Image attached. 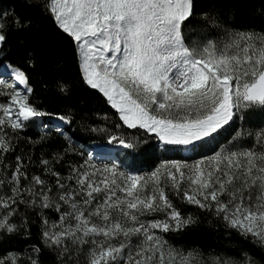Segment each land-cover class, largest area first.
Wrapping results in <instances>:
<instances>
[{"label":"snow or ice","instance_id":"1","mask_svg":"<svg viewBox=\"0 0 264 264\" xmlns=\"http://www.w3.org/2000/svg\"><path fill=\"white\" fill-rule=\"evenodd\" d=\"M29 3L73 45L82 83L114 112L93 113L104 122L93 125L71 106L64 114L41 110L30 101L26 72L0 63L7 89L0 96L8 98L0 102V237H29L32 213L56 264H206L201 253H185L164 238L198 221L181 212L171 193L264 251V31L227 27L215 9L192 25L194 0ZM31 23L14 9L0 11V55L7 31ZM27 63L34 67L35 59L29 55ZM56 85L68 95L64 81ZM53 115L56 145L49 124H38ZM74 122L111 148H76L79 141L66 131ZM29 127L44 131L36 139L22 137ZM232 131L231 141L221 144ZM21 139L31 145L26 152ZM212 143L219 150L204 152ZM18 147L13 162L7 157ZM156 151L165 157L158 166L148 172L135 167L138 155ZM172 153L181 155L168 158ZM40 253V246L27 245L0 255V264H40ZM207 264L258 262L241 250L239 258L209 255Z\"/></svg>","mask_w":264,"mask_h":264},{"label":"trees","instance_id":"2","mask_svg":"<svg viewBox=\"0 0 264 264\" xmlns=\"http://www.w3.org/2000/svg\"><path fill=\"white\" fill-rule=\"evenodd\" d=\"M13 9L22 20H31V26L26 30L14 31L9 29L6 33L5 55H0V63L10 62L23 69L29 77V84L33 88L30 101L41 110L54 114H64L69 106L76 109L77 118L83 114H88V119L93 125L103 124L102 120L95 118L93 113H110V109L105 99L96 90H92L84 85L79 76L77 57L73 50V45L56 28L53 21L42 13L41 8L31 5L29 0H0V11ZM215 9L226 19L227 27L238 28L240 30L264 31V0H194V16L191 19L192 25H201L203 21L200 13ZM186 32H188L186 30ZM214 34L224 35L220 30ZM31 55L35 59V66L30 67L27 59ZM58 80L64 81L69 89L68 95L61 93L56 85ZM45 122L51 127L57 122L56 116H45ZM43 124V123H42ZM239 121L237 122V127ZM249 126V125H246ZM51 133L53 145L61 142L60 138L52 128L47 129ZM68 135H71L79 142L76 148L82 146L88 151L92 146L106 142L102 136L91 134L81 129L75 122L71 126H66ZM132 131V130H130ZM42 132L38 127H29L21 133L22 137L38 138ZM235 131L231 134L225 133L220 139L221 144H228ZM150 143H155L151 141ZM20 147L28 151L31 145L25 139H21ZM20 147L16 153L8 154V159L14 162V157L20 152ZM144 145H141L143 148ZM212 149L219 150L216 143L208 145L204 152L211 154ZM40 154L37 146L34 150V158ZM74 159L80 160L78 156ZM161 155L158 151L138 155L136 164L143 171H150L161 162ZM32 171L39 173V168H32ZM174 204L183 214L191 213L198 217L196 224L185 228L182 231L168 232L164 238L176 249L187 252L189 249L202 254V259L206 262L209 255H225L230 257H240L241 250H245L258 262L264 264V251L251 242V238L245 239L235 230L226 229L223 222L209 212L200 210L195 205L183 203L177 199H172ZM24 206L20 205L23 211ZM29 231L31 235L24 238L19 235L10 237H0V255L11 250H23L27 245L35 244L41 247L39 256L40 264H56L55 256L44 248L40 241L39 221L32 223L34 214L29 213ZM50 218L58 219L55 212L48 213Z\"/></svg>","mask_w":264,"mask_h":264},{"label":"rangeland","instance_id":"3","mask_svg":"<svg viewBox=\"0 0 264 264\" xmlns=\"http://www.w3.org/2000/svg\"><path fill=\"white\" fill-rule=\"evenodd\" d=\"M190 35H192V33H189V32H186L185 31V36H186V38H188ZM21 89H22V87H20ZM0 89H5V85L3 84V83H0ZM5 90H7V89H5ZM7 97H5V96H0V102H7ZM45 122V119H44V117L43 118H41L39 121H38V124H42V123H44ZM51 127H49L48 129H50ZM39 131H44L43 129H41V128H39ZM100 145H103V146H107V147H109V148H111V145H108L107 144V141L106 142H104V143H101ZM121 152H124V151H131V150H124L122 147H120V149H119ZM159 152V151H158ZM160 153V152H159ZM160 155H161V160L163 159V158H165L164 156H162V154L160 153ZM168 155V158H179L180 157V155H181V153H172V154H167ZM121 159H122V157H121ZM129 161H131V157H129ZM120 161L119 160H117V163H119ZM161 163V162H160ZM135 167L137 168V169H139V170H141L142 172H146V171H143V169L141 168V167H139V165L138 164H136L135 163ZM169 198L172 200V199H177V200H179V201H181V202H183L180 198H178V197H176V196H174V195H172L171 193H169ZM173 201V200H172ZM173 203H174V201H173ZM183 203H186V202H183ZM186 204H188V203H186ZM57 215V214H56ZM148 219H151L152 217H147ZM171 232V231H170ZM165 234V233H164ZM163 234V235H164ZM185 253H187V252H185Z\"/></svg>","mask_w":264,"mask_h":264},{"label":"built area","instance_id":"4","mask_svg":"<svg viewBox=\"0 0 264 264\" xmlns=\"http://www.w3.org/2000/svg\"><path fill=\"white\" fill-rule=\"evenodd\" d=\"M98 146H103V145H100V144L94 145V146L91 147V149L89 151L96 150ZM104 147H107V146H104ZM107 148H109V147H107Z\"/></svg>","mask_w":264,"mask_h":264},{"label":"bare ground","instance_id":"5","mask_svg":"<svg viewBox=\"0 0 264 264\" xmlns=\"http://www.w3.org/2000/svg\"><path fill=\"white\" fill-rule=\"evenodd\" d=\"M20 87H22V88H23V86H20Z\"/></svg>","mask_w":264,"mask_h":264}]
</instances>
